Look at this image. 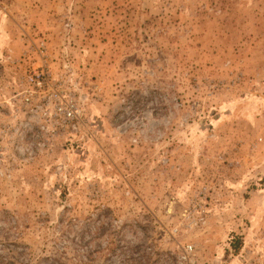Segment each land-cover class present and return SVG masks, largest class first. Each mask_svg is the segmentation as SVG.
<instances>
[{"label":"rangeland","instance_id":"1","mask_svg":"<svg viewBox=\"0 0 264 264\" xmlns=\"http://www.w3.org/2000/svg\"><path fill=\"white\" fill-rule=\"evenodd\" d=\"M41 40L73 133L16 106ZM186 244L264 264V0H0V264Z\"/></svg>","mask_w":264,"mask_h":264},{"label":"built area","instance_id":"2","mask_svg":"<svg viewBox=\"0 0 264 264\" xmlns=\"http://www.w3.org/2000/svg\"><path fill=\"white\" fill-rule=\"evenodd\" d=\"M46 50L45 43L39 41L35 60L24 73L20 88L14 97L17 100L16 106L19 107L18 111L24 112L25 115L43 120L44 123H39V128L42 130L51 122L53 116L56 119L53 124L56 133L66 130L73 133L78 129L82 111L73 101L60 102L59 93L53 92ZM49 105L53 107L50 108ZM159 264H199V262L193 246L186 244L175 255L166 257V260Z\"/></svg>","mask_w":264,"mask_h":264},{"label":"trees","instance_id":"3","mask_svg":"<svg viewBox=\"0 0 264 264\" xmlns=\"http://www.w3.org/2000/svg\"><path fill=\"white\" fill-rule=\"evenodd\" d=\"M231 244H232L233 248L237 251L238 248H239L240 243H239L238 241L235 240V241H233Z\"/></svg>","mask_w":264,"mask_h":264}]
</instances>
